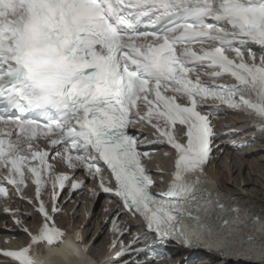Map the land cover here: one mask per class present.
I'll return each mask as SVG.
<instances>
[{
	"label": "snow or ice",
	"instance_id": "1",
	"mask_svg": "<svg viewBox=\"0 0 264 264\" xmlns=\"http://www.w3.org/2000/svg\"><path fill=\"white\" fill-rule=\"evenodd\" d=\"M251 45L264 48V0H0V197L34 204L42 218L36 231L21 228L26 246L0 256L95 264L81 234L55 218L65 190L64 203L85 190L75 176L83 170L158 242L264 264V213L235 206L206 172L220 108L246 114L264 133V55L257 62ZM225 76L235 83L201 78ZM144 127L154 130L149 144L175 152L165 191H152L144 161L157 149L145 146ZM50 158L71 171H56ZM29 177L34 198L24 195ZM3 212L24 224L19 209L5 204ZM121 214L105 221L116 234L111 246L120 245L116 257L151 255L150 245L137 247L147 236L124 244L130 226L120 227Z\"/></svg>",
	"mask_w": 264,
	"mask_h": 264
},
{
	"label": "bare ground",
	"instance_id": "2",
	"mask_svg": "<svg viewBox=\"0 0 264 264\" xmlns=\"http://www.w3.org/2000/svg\"><path fill=\"white\" fill-rule=\"evenodd\" d=\"M258 148L252 149L256 154L254 151L244 155L223 152L211 163L210 170L216 175L223 189L235 195L251 197L264 209V144ZM215 257L208 258V264H236L231 259Z\"/></svg>",
	"mask_w": 264,
	"mask_h": 264
}]
</instances>
